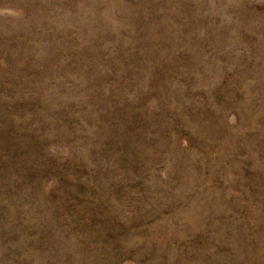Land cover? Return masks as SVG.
Returning <instances> with one entry per match:
<instances>
[{
	"label": "rangeland",
	"instance_id": "obj_1",
	"mask_svg": "<svg viewBox=\"0 0 264 264\" xmlns=\"http://www.w3.org/2000/svg\"><path fill=\"white\" fill-rule=\"evenodd\" d=\"M0 264H264V0H0Z\"/></svg>",
	"mask_w": 264,
	"mask_h": 264
}]
</instances>
